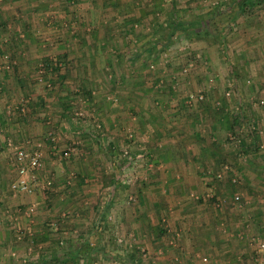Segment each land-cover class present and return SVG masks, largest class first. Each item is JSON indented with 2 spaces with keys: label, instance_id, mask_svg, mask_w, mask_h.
I'll list each match as a JSON object with an SVG mask.
<instances>
[{
  "label": "rangeland",
  "instance_id": "374dc122",
  "mask_svg": "<svg viewBox=\"0 0 264 264\" xmlns=\"http://www.w3.org/2000/svg\"><path fill=\"white\" fill-rule=\"evenodd\" d=\"M9 1L0 0V3ZM155 2L157 0L136 1L137 6L132 12H128L138 17V21L133 25V32L128 33L127 43L124 47L128 50L135 48L136 53L140 54L144 53L145 46H153L154 50L159 51L157 60H147L144 64L142 57H138V54L135 56L134 52H128L130 57H127V53L119 54L117 50L113 52V49L109 50V54L103 53L107 56V65H100V54L95 55L87 52L83 53V58L72 53L69 54V58L67 56L62 58V54L58 53L61 49L56 50L58 54H54V51L51 53L49 51L52 50L48 49L46 56L38 57L37 70L33 75H36L37 78L41 68L46 70L41 74L43 75L42 82L45 84L38 81V93H43L49 104H52L48 109L49 113L41 106V109H38V138L29 134L23 138L24 140L29 139L30 143L38 139V142L42 143L41 147L51 148L53 146L55 154L51 153V156H48V164L42 169V173L46 171L50 174L48 179L43 177L44 181L42 176H39L38 197L36 194H34V198L27 197L26 194L31 195V193H20L13 197L6 191L3 194L4 197L0 196V243L2 238L7 236L5 229L10 231L11 235L9 236L12 240L9 243L10 246L0 244V257L10 258L12 264H41L43 257L50 253L61 251L67 255L76 247L79 248V251L86 249L85 246L82 247L78 244L84 242L77 227L72 229L66 227V223L75 218L74 215H71L70 204L74 201L81 208L84 201H87L86 207L90 204L88 201H92L90 204V208H92L103 199H96V197L86 199L76 196L72 199L69 188L72 177H87L88 173L92 174L96 171L97 174L102 172L103 174L117 173L123 180L119 189L124 197L121 206L117 205L116 207L120 209L137 207L140 197L136 191L141 176L144 177L150 169L154 172L158 170L157 165V167L150 165L153 157L157 155L148 150L150 147L153 150V146L159 141H157L156 134L153 132L146 136L143 133H136V127L139 128L137 122L140 120L137 119V116H140L139 113L142 109L146 110L147 106L154 111L156 122L162 113L167 117L170 113L171 116L175 115L172 121L175 126L179 127L178 129L180 126L182 128L185 115L187 117L196 116L197 123L189 126L197 130L199 127L207 129V126L211 127L216 121L219 129L222 130L217 140L226 145L224 149L228 147L226 157L231 158L227 162L229 164L227 169L224 168L223 171L226 172L231 167L243 170L251 166L256 172H254L255 176L252 172L256 183L247 186L254 187L255 191L248 190L243 186L241 179L239 180V174L233 175L229 180L230 184L225 183L222 189L233 192L234 188L237 193L230 194L233 195L232 199L236 205L242 204L246 208L245 197L250 201L252 199L249 198L250 194H258L255 202L262 203L264 206V2L250 10L251 12L246 11L245 13L239 12L232 0H162L158 6L154 5ZM170 2H173L172 5H169ZM31 3L34 6H31ZM18 4L25 7L23 9L29 8L30 12L38 16L40 22L38 23V33L40 35L39 31L45 30L44 26H48V29L55 30V33L70 37L71 39L67 37L69 40L62 42L60 46H63L62 49L70 46L72 51L76 48V42L72 40L73 36L70 34L74 29V21L70 20L69 16H77L75 20L83 27V33L90 34L93 27L82 21L88 17L99 15L103 8L99 2L96 6L90 7V0H20ZM13 9V13L24 11L18 8L16 11V7ZM210 12H212L211 18L203 19L206 35L197 39L192 35L189 36L192 39H188V35L186 36L184 32L170 31L169 27L157 26L159 22L165 21L167 16L174 15V13H178V18L181 14V18L178 20L185 23L183 20L185 18L193 20L198 15ZM84 21L86 22V20ZM47 23L48 25H46ZM83 33L81 36L86 39L87 37ZM62 39L65 40L64 36ZM134 39L138 44H135L134 47L132 44L130 47V42ZM49 41L51 39L43 40L42 43L45 45L43 47L41 45V47L53 46ZM84 49L87 50V47ZM6 55L3 59L10 58L9 54ZM58 55L60 56L58 57ZM45 60L51 62V65L44 64ZM129 60L131 62L128 63ZM46 83H49L50 86H47ZM52 93L56 96H51ZM60 96L66 98L62 105L55 102ZM45 101L42 103L43 108ZM60 108L64 109L66 117L61 114L55 116L56 120L47 117L51 115L50 113L53 116L59 113ZM240 111L241 119L234 127L230 123L232 121L231 113H240ZM113 116H116V119ZM149 126L151 125L149 124ZM49 131H52V134H48ZM8 136L1 135L3 144L9 141L6 140ZM10 140L13 141L12 146H16L17 142H20V140H13L12 137ZM253 140L255 141L254 147L248 144ZM110 141L117 148L114 153L109 150L111 149ZM240 144H246L252 148L246 150ZM256 146H258L257 152L253 150ZM119 149L121 150L119 151ZM125 151L126 156L131 155L130 157H134V159L129 157V160L123 161ZM12 152L14 150L6 149L3 155L11 157ZM65 152L68 154H64ZM140 152H143L142 155L139 154ZM152 153L153 156H149ZM181 153L190 158L195 155L193 149L189 148L179 152H175L174 149L172 151L173 156H181ZM138 154L141 160L136 162ZM90 160H94L93 164ZM73 162L75 164L71 168L69 165ZM3 168L4 166L0 165V172ZM10 170V174H12L13 168L10 167ZM69 172L72 174H68ZM53 173H57L60 180L57 186H52L49 183L51 179H54ZM247 176L250 177V174ZM233 177H237V182H232ZM8 183L7 181L4 183L5 190L9 188ZM40 183H44V185H40ZM88 184H90L89 181ZM58 187V190L61 189L64 194L60 195L56 191ZM236 195L238 198H235ZM167 198L173 208V202L176 199L174 200L170 196ZM4 210L10 211L12 217H15L12 218L13 221L7 220L8 211ZM156 210L157 212L153 214L154 222L169 221L170 225L172 222H179L178 213L173 211L168 214L166 211L164 214L160 208ZM227 211L226 214L217 210L220 218L217 219L219 224L221 221L229 231L227 226L230 224L229 213H236L234 215L238 213L237 217L239 218L236 222L243 224L245 220L242 219V215H239L240 211L234 208ZM23 217L33 218V224L36 222L38 225L36 227L38 232L24 230V227L21 226V224L25 226ZM262 219L264 226V215ZM143 221L145 220L142 219ZM246 221L253 224L252 230L249 231L252 232L251 235L264 239V231L257 228L258 225L255 224V221L251 219H246ZM49 227H52V232ZM109 233L111 234L108 232V235ZM116 233L118 237L114 238L115 241L111 238V246L108 244L100 246L101 251L95 252L86 259L79 257L71 259L69 263L60 261L58 264H126L124 259L118 260V252L122 251L121 253L125 254L126 249H131L134 242L126 239L120 230H116ZM19 234L21 235L20 239L17 238ZM24 240L27 242L29 240L28 248H24V251L13 247L12 242L19 243ZM70 240L76 244L67 245ZM42 241L43 243H40ZM131 242L132 246L129 245ZM249 250L245 251L248 257ZM103 252L104 255H102ZM255 254L252 253L251 259L245 264H253L252 255ZM260 256L263 258L260 263L264 264V253H261ZM49 263L44 262V264ZM0 264H2L1 261Z\"/></svg>",
  "mask_w": 264,
  "mask_h": 264
},
{
  "label": "crops",
  "instance_id": "0c3cea01",
  "mask_svg": "<svg viewBox=\"0 0 264 264\" xmlns=\"http://www.w3.org/2000/svg\"><path fill=\"white\" fill-rule=\"evenodd\" d=\"M17 1L19 2L20 0H10L8 3H0V165L1 167L4 166L0 172V196L4 197L3 194L6 191L13 197L20 193H31V195L26 194L28 195L27 197L34 198V194L38 197L39 176L41 175L42 179L43 177L48 179V175H50L46 173V169L44 170L45 173H42V169L48 164V156H51V153L55 154L53 152L55 147H42V152H44L42 168L40 167L41 169L37 168L34 170L31 173L33 175L32 177L29 174L25 175V178L32 186L31 192L14 191L10 187V181L16 180L18 177L17 167L13 160L14 152H12L11 157L9 155L4 156L3 153H5L6 149L14 150L15 146L11 145L13 141L10 140V137L15 141L20 140L19 143L17 142V145L15 144L16 146L26 147L30 151L32 145L38 143V139L30 143V140H24L23 136L25 137L26 134H29L38 138V109L42 107L48 113L50 111L48 109H50L52 103L49 104V101L43 93H38V79L35 77L36 75H33L37 70L38 57L41 55L46 56L48 49L52 50L49 51L51 53L54 51V54H62V58L65 56L69 58L70 53L73 55L78 54L83 58V53L87 52L95 55L100 54V65H107V56L103 55V53L109 54V50L113 49V52L117 50L119 54H123V52L127 53V57H130L128 52H134L135 55L138 53H136L137 50L135 48L128 50L124 47L127 43L128 33H130L128 29L125 30L122 27V23L127 17L126 15H121L113 11L110 0H90V7L96 6L98 2L102 4L100 6H103L99 15L84 19L86 22L84 20L82 21L93 27L90 34L83 33V27L75 20L77 16H69V19L74 21V29L70 32L73 36L72 40L76 42L74 51L70 49V46L63 49V46H60L62 42L71 39L70 37L67 36L69 38L67 39L63 34L62 36L65 38L63 40L61 34L55 33L53 29H48V26H44L45 30L39 31L41 33L40 35L38 33V23H40L38 16L30 12L29 8L23 9L25 7L18 4ZM170 3L169 5H171ZM31 6L34 5L31 3ZM13 7H16V11L17 8L19 10L23 9L24 11L22 13H13ZM32 10L34 9L32 8ZM134 20L138 21L136 19ZM183 20L187 19L185 18ZM45 22L47 21L45 20ZM87 29L89 30V27ZM82 33L88 39L81 36ZM76 36L80 38L77 39ZM50 39L51 41L49 43L53 46L42 48L45 45L42 41ZM134 42L137 41L134 39L130 42V47H132V44L133 47L135 44H138V42ZM85 47H87V50L84 49ZM56 50H59L58 53ZM6 54H9V59H3V57L7 56ZM62 61L64 62L63 59ZM127 62L129 63L131 61L129 60ZM59 95L61 94L59 93ZM51 96L56 95L52 93ZM58 98L55 102L61 105L66 101L64 96ZM44 100L46 101L43 108L42 103ZM22 109L24 110L22 111ZM144 110L142 109L141 113H139L140 116H137V119L140 120L137 122L139 128L138 126L136 127V133H143L146 136L153 132L156 134L157 141H159L153 146V150L151 149L152 147L148 150L153 152L154 155H157L153 157L150 165L152 167L153 165L155 167L158 166V170L154 172V170L152 171L149 168L148 173L144 177L141 176L140 182L138 183L139 187L136 191V194L138 193L140 197L137 207H132V209H120L116 207L117 205L121 206L124 197V194L119 189L123 180H121V177L117 173L103 174L102 172L97 174L96 171V173H88L87 177H72V181L69 184V188L71 189V193H69L72 199L75 196L86 199H94V197L96 199H103V201H98L99 203L92 208H90L92 201H88V203L90 202L88 207L85 205L87 201H84V205L81 204V208L79 204L77 205L74 201H70V208H72L71 215H74L75 218L69 220L66 223V227L68 226V229L77 227L81 235L80 237L84 242L83 244L77 243L80 244L79 246H85L86 249H82L83 251L80 250V252L79 248L76 247L73 251H69L67 255H64L61 251H57L58 253H50L48 256H44L42 260L49 263L57 259L59 262L64 261L65 263H69L71 259H78L79 257L86 259L95 252L101 251L100 246L102 247L106 244L111 246L112 239L118 237L116 230H120L126 239L134 242L133 247L129 250L126 249V251L136 254L141 264H245L246 261L251 259V254H255L258 242L262 240V237L255 238L251 235L252 232L249 231L252 230L253 224L248 223L246 219L255 221V224L258 225L257 228L259 227L258 229L264 231L262 222L264 206L262 203L257 204L255 202L259 196L258 194H250L249 198H252L250 201L245 197L247 209L242 204L236 205L232 199L233 195L230 194L236 192L234 188L233 192L232 190L222 188L223 185L225 186V183L230 184L229 180L233 175L239 174L238 177L239 180L241 179L243 186L248 188V190L255 191L254 187H247L256 183L252 176L255 172L254 169L251 166L243 170L237 167H231L226 172L223 171L224 167L229 165L227 162L231 158L226 157V149L228 147L224 149L226 145L217 140L222 130L219 129L220 127L216 121L211 127L207 126V129L206 127H199L197 130L189 126L190 124L197 123L196 116L187 117L185 115L182 128L180 126V129H178L179 127L175 126L172 121L175 115L171 116L170 113L169 117H167L166 114L162 113V116L156 122L154 119L156 118L154 111L150 110L149 106ZM59 111L54 116L50 113L51 115L47 117H52L54 120H56L55 116H60V114L66 117L64 109L60 108ZM216 117L218 118V116ZM113 118L116 119V116H113ZM142 119L144 120L142 121ZM230 123L232 124V121ZM238 123L235 125L232 124V126L234 125L236 127ZM48 134H52V131H49ZM1 135H9L6 137V140H9L6 143L7 146L5 143L3 144ZM248 144L252 145V142ZM111 145L112 141L109 143V146ZM242 146L246 150L252 148V146H247L246 144ZM110 148L109 150H112L113 153L117 150L114 146ZM188 148L190 150L193 149L195 153L194 157H185L183 153H181V156L183 155L182 157L177 155L173 156L172 154L173 149L175 152H179ZM142 153L140 152L139 154L142 155ZM153 153L149 156H153ZM139 154L136 156V162L140 159ZM90 162L92 163L94 160H90ZM74 164L73 162L69 166L73 168ZM10 167L14 170L12 174H10ZM70 173L72 174V172L68 174ZM220 173L222 174L221 177L219 176ZM56 174L53 175L54 179L49 181L52 186L59 184L58 182L60 180ZM247 174H250V177ZM10 175H12V178H10ZM45 179L43 180L45 181ZM5 181L9 182V188H6V190ZM88 181L90 184L87 185ZM41 184L44 185V183ZM124 187H127V185H124ZM58 189L59 187L56 191L60 195L64 194L61 189ZM69 193L68 195H70ZM167 194L174 200L176 199L173 202V208L172 204H169L170 201L167 198ZM242 194L244 195L245 193ZM159 208L164 214L166 211H168V214L173 213V211L174 213H178L179 222H172V225L169 224V221L164 223H160L159 221L157 223L154 222L153 214ZM233 208L241 212L239 215H242V219L246 221V224L245 221L243 224L236 222L237 218H239L237 217L238 213L237 215H234L236 213H229L230 224L227 225L229 227L228 231L225 224L221 221L220 224L218 223L217 219L220 218L217 210L220 213L224 212L227 214V210L230 211ZM4 211L7 212L8 210ZM9 212L8 214L6 213V218L11 222L13 221L12 218L15 217H12V214ZM142 219L145 221L142 222ZM22 220L25 222V226L21 224L24 230L38 232V228L36 229L38 225L36 222L33 224V218L23 217ZM5 232L7 236L2 238L0 244L2 246H10L9 243L12 241L9 236L11 235L10 231L5 229ZM108 232H111V234L109 233L108 235ZM106 237H108V240H106ZM117 241L119 242L118 238ZM12 243L14 244V248H20V250L24 251V248H28L29 240L28 242L24 240L19 243L16 241ZM40 243H43V241ZM70 244L76 243L70 240L67 245ZM113 244L116 245L117 243ZM51 245H53V242H51ZM129 245L132 246V242ZM248 249H250L249 257L245 253ZM121 252H118V260L124 259L125 263L127 262L126 264H129L126 257L127 252L125 254ZM104 254L103 252L102 255ZM252 257L253 264H258L255 255H252ZM0 261L2 264H12L10 258L0 257Z\"/></svg>",
  "mask_w": 264,
  "mask_h": 264
},
{
  "label": "trees",
  "instance_id": "16d2710c",
  "mask_svg": "<svg viewBox=\"0 0 264 264\" xmlns=\"http://www.w3.org/2000/svg\"><path fill=\"white\" fill-rule=\"evenodd\" d=\"M121 1L122 0H110V3L112 5V10L118 14L126 15V17H127L126 19H128V20H126V19L124 20V22L122 23V25H123L122 27L125 30L128 29V31L133 32V29H134L133 25H134V23H137L134 19L138 20V17H135L134 15H132L131 13H128V12L133 11L135 6H137L136 1H139V0H136V1L130 0V1H125V2H121ZM161 1L162 0H157V2H155L154 5L158 6L161 3ZM232 1L234 2V4H236L237 10L241 13H245L246 11L253 10L256 6H259L260 3L264 2V0H232ZM172 3L173 2H171L170 4L172 5ZM177 15H178V13H174V15H171L172 17L167 16L165 21L159 22L157 24V26L161 27V28L169 27L170 31L178 30V31L184 32V34L186 33L185 34L186 36L188 35L187 36L188 39H192V37H189L191 35L195 39L203 37L206 35V29L204 27L203 19H206V18L210 19L212 16V12L205 13L204 15H198V16L194 17L193 20H185L184 21L185 23H183L181 20H178L181 18V14L179 16L180 18H178ZM182 17H183V15H182ZM187 27H188V29H186ZM147 47H145V50L143 51L144 53H140L137 55L138 57H142V62L144 64L146 63L147 60L148 61L157 60L156 58L159 56V51L154 50L153 46H147ZM163 48H164V46H163ZM133 59H134V57H133ZM44 64L51 65V62L45 60ZM54 65H57V64L54 63ZM49 71H50V69H49ZM241 114H242L241 111H240V113H238V112L232 113V115H231L232 124L235 125L236 123H238L240 121L241 116H242ZM251 142H252V145H255L254 140ZM111 146H114V145L112 144ZM257 148L255 147V149H253V150L255 152H257V150H258ZM115 149H117L116 146H115ZM120 150L121 149H119V151ZM129 156H131V155H127V156L125 155L123 158V161L129 160ZM132 158L134 159V157H132ZM49 230L52 232L53 231L52 227H49ZM55 232L57 233V231H55ZM73 257H75V256H73ZM126 257L128 259L129 264H141V261L137 258L136 254H132V253L127 251ZM58 263H59V260L56 259L54 261H51L49 264H58ZM41 264H44V261Z\"/></svg>",
  "mask_w": 264,
  "mask_h": 264
},
{
  "label": "built area",
  "instance_id": "2783aa9c",
  "mask_svg": "<svg viewBox=\"0 0 264 264\" xmlns=\"http://www.w3.org/2000/svg\"><path fill=\"white\" fill-rule=\"evenodd\" d=\"M46 70L44 68L40 69L39 76L37 77L39 82L43 81V74ZM45 84V82H42ZM47 86H50L49 83H46ZM201 98V97H200ZM24 109H22L23 111ZM79 114H82V112H79ZM42 143L38 142L32 145L31 150L28 151L26 147H14V155L13 160L17 167V179L13 180L10 183V187L14 191H23V192H31L32 186L25 178L26 174H29L31 177L33 176L31 173L36 170L37 168H40L43 164V152H42ZM64 154H68V152H65ZM126 154V151L123 153ZM130 157V156H129ZM130 159H132L130 157ZM228 166H225L224 168L227 169ZM220 177L222 174L220 173ZM232 182H237V177H233ZM235 198H238V195L235 196ZM31 234V233H30ZM17 238L20 239L21 235H17ZM261 253H264V239L258 242L257 248H256V261L258 260V263L263 260V258L260 256ZM261 264V263H260Z\"/></svg>",
  "mask_w": 264,
  "mask_h": 264
}]
</instances>
